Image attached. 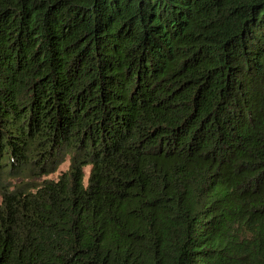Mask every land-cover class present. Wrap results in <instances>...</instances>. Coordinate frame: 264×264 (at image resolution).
Wrapping results in <instances>:
<instances>
[{"label": "trees", "instance_id": "obj_1", "mask_svg": "<svg viewBox=\"0 0 264 264\" xmlns=\"http://www.w3.org/2000/svg\"><path fill=\"white\" fill-rule=\"evenodd\" d=\"M0 264H264V0H0Z\"/></svg>", "mask_w": 264, "mask_h": 264}, {"label": "rangeland", "instance_id": "obj_2", "mask_svg": "<svg viewBox=\"0 0 264 264\" xmlns=\"http://www.w3.org/2000/svg\"><path fill=\"white\" fill-rule=\"evenodd\" d=\"M69 165L68 160L64 161L63 163H61L59 165V167L57 168V170L51 174H49L47 177L48 178H57V176L60 174V172L64 171L67 169ZM88 172H89V167H86V176H85V180L87 179L88 176Z\"/></svg>", "mask_w": 264, "mask_h": 264}]
</instances>
